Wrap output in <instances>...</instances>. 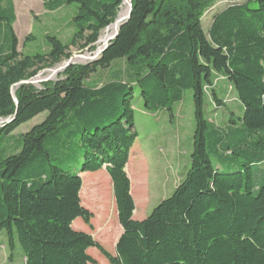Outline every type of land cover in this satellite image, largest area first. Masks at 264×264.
Here are the masks:
<instances>
[{
	"label": "trees",
	"instance_id": "1",
	"mask_svg": "<svg viewBox=\"0 0 264 264\" xmlns=\"http://www.w3.org/2000/svg\"><path fill=\"white\" fill-rule=\"evenodd\" d=\"M221 1L132 0L130 18L97 60L71 64L64 78L37 88L21 82L68 58L70 46L50 35L48 53L23 55L14 1L0 0V118H14L0 127V232L11 248L17 237L25 264H95L90 248L109 264H264V0L229 5L206 32L203 18ZM72 3L71 45L93 50L123 0H44V7ZM118 60L125 67L117 78L86 84ZM221 77L243 106L226 128L205 113L208 90L222 105ZM135 87L149 110H171L189 89L194 100L190 169L144 220L133 218L125 170L138 137ZM43 112V121L10 140ZM104 166L123 229L115 255L73 227L94 216L82 205L80 173ZM95 182L97 194L108 183Z\"/></svg>",
	"mask_w": 264,
	"mask_h": 264
},
{
	"label": "rangeland",
	"instance_id": "2",
	"mask_svg": "<svg viewBox=\"0 0 264 264\" xmlns=\"http://www.w3.org/2000/svg\"><path fill=\"white\" fill-rule=\"evenodd\" d=\"M14 1L17 16L14 28L19 38L18 49L23 55L48 53L50 44L47 37L50 35L58 37L64 44L70 46L68 58L54 66L41 69L35 77L26 80H33L34 82L27 84H32L37 88H41L44 83H54L64 78L63 72L71 64L56 73H53V70L58 69L69 59L73 64H86L88 60L76 58V56L88 55L102 46L101 38L106 35L109 26L117 20L123 6L120 8L117 18L101 32L93 50L90 48L80 50L71 45L72 37L77 31V26L74 23L76 3L65 5L56 11H48L44 7V0ZM245 1L223 0L217 3L203 18L206 32H208L216 14L231 4H241ZM124 67L123 61H115L111 67L99 69L86 84L101 86L117 78V75L123 73ZM123 77L125 79L126 75ZM215 92L218 93L222 105L214 101L211 90H208L205 98L206 117L213 125L226 128L232 118L237 119L242 115L243 106L235 89L222 77L216 81ZM132 106L135 112V128L138 132L137 149L142 147L141 153L138 152V156L131 163L134 195L139 214L145 210V215L148 217L162 200L173 195L190 169L195 131L193 91L186 90L183 99L174 103L171 110L168 108L149 110L145 108L143 99L135 87ZM46 116L47 112H43L23 123L12 133L10 140L15 141L19 135L29 131L34 125L43 121ZM80 176L84 182L82 205L87 206L86 208L91 210L94 216L90 224H86L82 218L76 219L73 227L77 231L91 234L110 253L115 255L116 240L121 234L122 227L118 219L111 177L105 166L97 172L80 173ZM100 178L105 179L108 183L106 188L102 187L103 189L101 188L97 194L95 191L100 187L99 183L95 181ZM88 253L96 261L95 264H109L98 249L90 248ZM0 264H25V255L17 237L15 236L11 248L10 238L6 231L0 232Z\"/></svg>",
	"mask_w": 264,
	"mask_h": 264
},
{
	"label": "water",
	"instance_id": "3",
	"mask_svg": "<svg viewBox=\"0 0 264 264\" xmlns=\"http://www.w3.org/2000/svg\"><path fill=\"white\" fill-rule=\"evenodd\" d=\"M124 2H125V0H123V3ZM131 11H132V0L129 2V12H128L127 16L124 19H122V21L119 24L118 29L115 31V33L112 36L108 37L105 41H103L102 46L98 47L94 52H91L88 55L87 54L77 55L76 58L86 59V60H88V62H93V61L97 60L98 57L107 49V47L110 45V43L117 37V35L119 34V30H120L121 26L130 18ZM70 64H73L71 59L64 62V64L62 66H60L58 69L53 70V73H56L59 70L64 69L65 67L69 66ZM28 82L32 83L34 81L33 80L22 81L21 84L22 83H28ZM14 98H15V101L17 102V99L15 96H14ZM13 119L14 118H0V127L6 123L12 122Z\"/></svg>",
	"mask_w": 264,
	"mask_h": 264
},
{
	"label": "crops",
	"instance_id": "4",
	"mask_svg": "<svg viewBox=\"0 0 264 264\" xmlns=\"http://www.w3.org/2000/svg\"><path fill=\"white\" fill-rule=\"evenodd\" d=\"M14 1V0H13ZM14 8H15V13H16V5H15V1H14ZM16 19H17V16H16ZM16 22V21H15ZM17 36H18V34H17ZM138 141V138L136 139V141H135V144L133 145V147H132V149H131V152H130V159H129V162H128V164H127V166H126V172H127V174H128V176L130 177V179H131V193H132V195H133V197H134V200H135V205H136V209H135V212H134V216H133V218L135 219V220H144L145 219V217H146V215H145V210H143V212L141 213V214H139V212H138V204H137V201H136V197H135V195H134V177H133V171H132V169H131V163H133V161L132 160H134L135 159V157L136 156H138V152H140L141 153V146H140V148L139 149H137V142ZM106 167V166H105ZM98 175V174H97ZM83 184H84V182H83ZM82 193V192H81ZM81 199H82V194H81ZM87 207V206H86ZM117 214H118V212H117ZM147 218V217H146ZM122 232H123V229H122V231H121V234H122ZM121 234H120V236H121ZM120 236L118 237V239L116 240V245H117V242H118V240H119V238H120ZM116 245H115V247H116Z\"/></svg>",
	"mask_w": 264,
	"mask_h": 264
},
{
	"label": "bare ground",
	"instance_id": "5",
	"mask_svg": "<svg viewBox=\"0 0 264 264\" xmlns=\"http://www.w3.org/2000/svg\"><path fill=\"white\" fill-rule=\"evenodd\" d=\"M130 1L131 0H125L117 20L112 25L109 26L106 35H104L101 38V43L103 41H105L108 37H110V35L112 36V34L115 33V31L118 29V26L121 23L122 19H124L127 16L128 12H129V2ZM76 60H80V59H76Z\"/></svg>",
	"mask_w": 264,
	"mask_h": 264
}]
</instances>
